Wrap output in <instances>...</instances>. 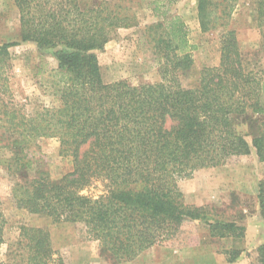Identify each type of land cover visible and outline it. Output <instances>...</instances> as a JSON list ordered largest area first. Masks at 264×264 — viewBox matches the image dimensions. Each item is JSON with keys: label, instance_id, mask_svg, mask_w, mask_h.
Here are the masks:
<instances>
[{"label": "trees", "instance_id": "obj_1", "mask_svg": "<svg viewBox=\"0 0 264 264\" xmlns=\"http://www.w3.org/2000/svg\"><path fill=\"white\" fill-rule=\"evenodd\" d=\"M238 1H197L202 32L224 30L221 58L219 66L202 70L197 88L185 89L181 78L193 65L196 47L183 18L170 15L164 1L151 2L162 19L141 34L161 82L133 86L106 84L95 54L120 30L142 29L131 0H14L22 42L50 52L58 63L50 75L58 105L29 113L9 85L10 49L17 43L0 46V149L11 150L7 169L16 207L83 225L87 238L117 263L172 242L189 222L204 223L214 239L245 240V226L220 219L209 206L187 204L179 187L199 170L250 157L252 149L264 162L262 79L230 29ZM255 10L264 29V0H255ZM249 114L256 117L252 144L235 130L236 121ZM41 139L58 140L60 155L72 159V172L53 179L39 149ZM98 181L107 186L102 195L82 194ZM258 195L264 220V180ZM5 227L0 203V242ZM17 248L0 264H67L42 228L23 226ZM243 253L235 245L222 252L227 264ZM255 254L264 264V244Z\"/></svg>", "mask_w": 264, "mask_h": 264}, {"label": "rangeland", "instance_id": "obj_2", "mask_svg": "<svg viewBox=\"0 0 264 264\" xmlns=\"http://www.w3.org/2000/svg\"><path fill=\"white\" fill-rule=\"evenodd\" d=\"M153 1L131 0L129 5L137 12L142 29L120 30L103 50L95 52L106 84L127 81L140 86L161 82L156 58L141 37L143 27L162 19L152 11ZM162 1L169 8L170 15L182 17L189 29V39L196 50L193 52V65L181 78V84L185 89L197 88L202 70L220 64V41L224 30L202 32L198 0ZM230 29L236 30L243 54L262 79L261 100L264 106V29L259 28L256 21L255 0L238 1ZM10 43H17L10 49L12 69L9 85L15 101L25 105L29 113L44 106H57L54 80L50 77L51 71L57 69V61L50 52L40 53L36 44L22 42L20 16L14 0H0V46ZM255 118L249 114L235 124L237 134L245 136L250 144L255 135ZM38 144L53 179L73 171L72 159L60 155L58 140L41 139ZM11 157L9 148L0 149V203L6 218L4 237L0 242V262L17 254L21 228L25 226L48 231L55 251L67 264H227L222 252L234 245L244 250L235 264H259L255 251L264 244V220L258 198L259 184L264 180V162L259 161L255 149H252L250 157L234 159L222 167L199 170L191 180L179 183L187 204L209 206L220 219L245 226V240L234 244L214 239L204 223L189 222L172 242L155 246L134 261L125 263H117L104 254L98 242L87 238L83 225L54 222L51 218L18 209L12 198L14 180L7 169ZM106 187V183L98 181L82 194L97 198L106 191Z\"/></svg>", "mask_w": 264, "mask_h": 264}]
</instances>
